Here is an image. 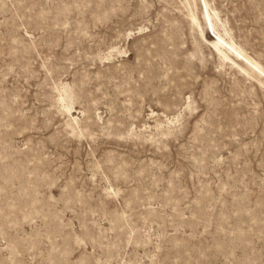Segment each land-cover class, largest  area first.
<instances>
[{"label": "rangeland", "instance_id": "374dc122", "mask_svg": "<svg viewBox=\"0 0 264 264\" xmlns=\"http://www.w3.org/2000/svg\"><path fill=\"white\" fill-rule=\"evenodd\" d=\"M0 264H264V0H0Z\"/></svg>", "mask_w": 264, "mask_h": 264}, {"label": "bare ground", "instance_id": "6f19581e", "mask_svg": "<svg viewBox=\"0 0 264 264\" xmlns=\"http://www.w3.org/2000/svg\"><path fill=\"white\" fill-rule=\"evenodd\" d=\"M195 20V19H194ZM221 40H219L217 43H216V45H219V44H221ZM213 44V43H212ZM214 46V45H213ZM221 46V45H220ZM215 47V46H214ZM218 47V46H217ZM222 47V46H221ZM217 49V48H216ZM218 51V50H217ZM221 53V52H220ZM227 54V53H226ZM221 55L223 56L224 54H222L221 53ZM227 57V56H226ZM226 57H224V58H226ZM227 59H229L228 57H227ZM224 60H226V59H224ZM229 61H231V60H229ZM66 94V93H65ZM64 98V97H63ZM69 99V98H68ZM67 101V100H66ZM68 106V105H67ZM72 109V108H71ZM69 112V111H68ZM71 112V111H70ZM70 114V113H69Z\"/></svg>", "mask_w": 264, "mask_h": 264}]
</instances>
